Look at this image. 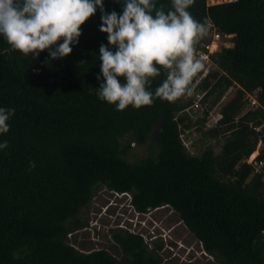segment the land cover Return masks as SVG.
Listing matches in <instances>:
<instances>
[{"label":"trees","instance_id":"obj_1","mask_svg":"<svg viewBox=\"0 0 264 264\" xmlns=\"http://www.w3.org/2000/svg\"><path fill=\"white\" fill-rule=\"evenodd\" d=\"M123 3L104 0V10L122 14ZM154 3L172 10V0ZM188 11L207 28L196 52L213 32L221 42L193 78L192 94L203 93L206 106L233 89L209 127L208 111L192 107V94L124 111L99 99L100 46L116 50L99 30V8L62 59L48 50L26 56L0 36V108L15 109L9 132L0 134L9 145L0 149V264H162L161 245L150 250L142 235L122 228L112 231L119 259L68 242L84 227L80 213L100 186L128 194L137 214L173 210L210 264H264V177L248 162L264 145V0H194ZM157 67L147 89L153 93L168 72ZM246 94L259 106L248 108ZM181 136L203 152L192 155ZM134 146L146 147V155L130 160Z\"/></svg>","mask_w":264,"mask_h":264},{"label":"clouds","instance_id":"obj_2","mask_svg":"<svg viewBox=\"0 0 264 264\" xmlns=\"http://www.w3.org/2000/svg\"><path fill=\"white\" fill-rule=\"evenodd\" d=\"M193 3L172 0V10L165 12L154 0H124L123 13L117 14L104 10V0H0V36L26 56L37 58L48 50L52 60L62 59L72 53L82 26L99 8L103 13L99 30L116 50L100 46L104 82L98 97L118 111L139 109L152 105L155 98L174 102L192 94L193 78L204 67L196 45L207 34L205 24L188 11ZM157 66L168 72L153 93L147 89L151 78L160 75ZM14 114V108H0V134L9 132ZM8 147L7 141L0 143V149ZM35 166L30 162V169Z\"/></svg>","mask_w":264,"mask_h":264},{"label":"rangeland","instance_id":"obj_3","mask_svg":"<svg viewBox=\"0 0 264 264\" xmlns=\"http://www.w3.org/2000/svg\"><path fill=\"white\" fill-rule=\"evenodd\" d=\"M219 44L221 45V42ZM232 90L229 88L221 99L223 100ZM221 99L214 104L206 102V106L202 105L201 110L208 111L207 127L220 118ZM181 138L192 155L198 156L203 152L205 147L197 145L198 147L194 148L192 140H187L183 136ZM146 153V147L134 146L129 158L133 160L145 156ZM254 157L255 153L250 156V159ZM219 171L225 174L226 167L221 165ZM129 199L128 194L119 195L103 186L97 187L89 206L80 213L84 227L71 234L68 242L83 252L106 249L118 258L120 252L112 239V231L122 228L142 235L150 250L156 245H161L162 249L157 253L162 258V264H210L213 261L211 256L202 251L200 244L187 231L173 210L162 207L146 214H137L130 207Z\"/></svg>","mask_w":264,"mask_h":264},{"label":"built area","instance_id":"obj_4","mask_svg":"<svg viewBox=\"0 0 264 264\" xmlns=\"http://www.w3.org/2000/svg\"><path fill=\"white\" fill-rule=\"evenodd\" d=\"M233 1H235V0H206L208 5L224 4V3H230ZM219 43H220L219 34L213 32L211 34V41L208 44H205L203 46L204 47L203 50L197 51V57L202 61V63H210L211 55L216 52L214 47H216V48L218 47V50L220 49L219 47H221V45ZM203 98H204L203 93L194 92L192 94V99H193L192 107L195 109H201ZM244 100L246 101L248 108H256L259 106L257 98L254 95L246 94L244 97ZM259 146H260V148H259ZM257 147L259 149H256V151L254 152L255 157L253 159H250V157H249L248 162L254 164V174L261 172L263 174V177H264V158H262L261 160H257V158L260 154V151L264 149V145L259 143Z\"/></svg>","mask_w":264,"mask_h":264}]
</instances>
